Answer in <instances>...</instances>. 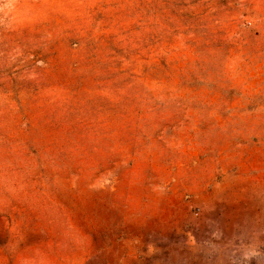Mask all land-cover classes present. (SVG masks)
Segmentation results:
<instances>
[{
  "label": "rangeland",
  "instance_id": "374dc122",
  "mask_svg": "<svg viewBox=\"0 0 264 264\" xmlns=\"http://www.w3.org/2000/svg\"><path fill=\"white\" fill-rule=\"evenodd\" d=\"M0 264H264V0H0Z\"/></svg>",
  "mask_w": 264,
  "mask_h": 264
}]
</instances>
